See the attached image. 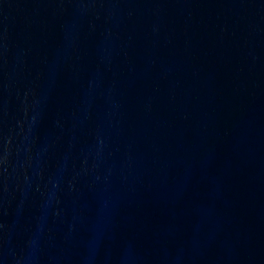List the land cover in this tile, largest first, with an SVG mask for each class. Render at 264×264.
Returning <instances> with one entry per match:
<instances>
[{"label":"water","instance_id":"1","mask_svg":"<svg viewBox=\"0 0 264 264\" xmlns=\"http://www.w3.org/2000/svg\"><path fill=\"white\" fill-rule=\"evenodd\" d=\"M0 264H264V0H0Z\"/></svg>","mask_w":264,"mask_h":264}]
</instances>
